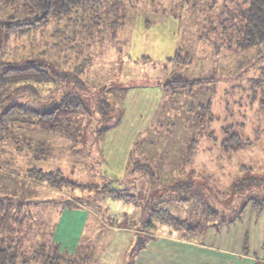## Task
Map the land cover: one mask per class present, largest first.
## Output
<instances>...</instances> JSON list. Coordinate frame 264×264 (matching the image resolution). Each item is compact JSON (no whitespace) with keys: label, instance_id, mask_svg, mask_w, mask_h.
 <instances>
[{"label":"rangeland","instance_id":"obj_1","mask_svg":"<svg viewBox=\"0 0 264 264\" xmlns=\"http://www.w3.org/2000/svg\"><path fill=\"white\" fill-rule=\"evenodd\" d=\"M25 3L0 0L2 21L28 18ZM233 3L79 0L12 38L5 57L46 72L11 85L0 114L15 102L52 110L69 95L85 111L0 129V244L26 264H53L58 245L75 264L229 261L156 210L213 229L264 198V45L230 53L199 37ZM237 134L245 145L226 149ZM32 169L73 182H38Z\"/></svg>","mask_w":264,"mask_h":264},{"label":"trees","instance_id":"obj_2","mask_svg":"<svg viewBox=\"0 0 264 264\" xmlns=\"http://www.w3.org/2000/svg\"><path fill=\"white\" fill-rule=\"evenodd\" d=\"M79 0H26V19H17L12 16L15 22L7 23L0 18V48L4 47L0 52V102L5 99L3 104L8 101L10 96H6V92L11 85L25 80L43 81L44 73L46 72L42 66L36 63H30L24 67H17L12 59L6 58L9 54V44L12 38L19 34L18 32L33 29L36 25L48 22L51 19L61 18L70 12V6L77 3ZM234 1L233 6L225 5L222 9V14L217 20H208L204 24V29L200 30L199 37L207 39L215 48L224 49V51L233 53L244 51L250 48L264 45V0H230ZM3 57V59H2ZM2 59V60H1ZM186 62H190V56L183 58ZM43 75V77H42ZM41 76V79L39 78ZM175 83L186 82L183 80H175ZM173 82V83H174ZM170 83V84H169ZM167 83L169 87L172 82ZM188 84L195 83L188 81ZM262 83V97L259 100V105L264 108V79L256 80V84ZM77 98V99H76ZM85 111V107L79 99V95H69L63 99L54 109L48 111H40L39 109L29 106L26 103H13L8 109L0 114V129H7L17 125H46L55 126L61 122L63 118L69 115H79ZM236 144L231 146L227 141L223 143L226 149H242L245 145L243 137L238 136ZM58 173L55 171H46L44 169H32L31 176L38 182H49L57 187L63 182H73L69 178L58 179ZM250 181L249 178H246ZM256 180V178L252 179ZM76 185V184H75ZM79 185V184H78ZM82 185V184H81ZM249 186V185H248ZM253 208L260 213L264 210V198H258L251 202ZM239 216L231 221L213 223L212 226L220 228L223 225H229L242 218L246 209ZM159 219L165 224L174 226L176 230H184L188 232L189 237H196L198 231L201 235L205 234L210 228V225L205 228H200L199 225L190 222L187 218H180L166 209L156 210ZM221 224V225H220ZM201 225V224H200ZM211 226V227H212ZM141 238H143L141 236ZM11 243L0 244V264H26L29 260L19 261L20 255L17 252V247L10 245ZM248 244V243H247ZM139 245V244H138ZM248 252V246L245 248ZM56 254L51 256L53 264H75L67 254L61 253L59 245L56 248ZM21 262V263H20ZM74 262V263H73ZM255 264H264L257 261Z\"/></svg>","mask_w":264,"mask_h":264},{"label":"crops","instance_id":"obj_3","mask_svg":"<svg viewBox=\"0 0 264 264\" xmlns=\"http://www.w3.org/2000/svg\"><path fill=\"white\" fill-rule=\"evenodd\" d=\"M208 229L203 236L205 243H195L203 246L208 245L206 248L221 251L224 253L229 261L224 264H231L239 260L243 261L242 264H255L257 261L264 262V210L260 213L253 208L252 205L248 206L244 215L239 220L229 225H223L220 228L212 227ZM230 229L232 233L237 230V238L234 240V236L231 237ZM242 236V238H241ZM225 237H230L226 242ZM224 242V246L223 243ZM231 242L236 244L231 246ZM242 242V248H241ZM228 243V244H227ZM248 243L249 251H245V245ZM219 246V247H217ZM228 246V247H227ZM209 264V263H208Z\"/></svg>","mask_w":264,"mask_h":264},{"label":"water","instance_id":"obj_4","mask_svg":"<svg viewBox=\"0 0 264 264\" xmlns=\"http://www.w3.org/2000/svg\"><path fill=\"white\" fill-rule=\"evenodd\" d=\"M141 238V237H140ZM140 238H139V242H140ZM142 239V238H141Z\"/></svg>","mask_w":264,"mask_h":264}]
</instances>
